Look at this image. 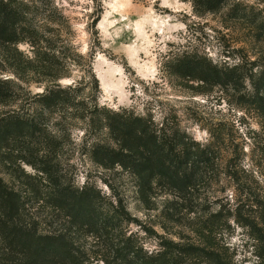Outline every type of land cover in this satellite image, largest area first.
Returning a JSON list of instances; mask_svg holds the SVG:
<instances>
[{
	"label": "rangeland",
	"instance_id": "rangeland-1",
	"mask_svg": "<svg viewBox=\"0 0 264 264\" xmlns=\"http://www.w3.org/2000/svg\"><path fill=\"white\" fill-rule=\"evenodd\" d=\"M52 1L64 20L48 24L45 35L57 46L68 41L71 49L64 53L70 58L84 56L71 63L77 77L78 69L92 56L100 105L149 110L157 121L166 118L178 123L192 140L209 145L216 155L214 166L204 170L186 199L159 187L143 198L130 173L119 167H99L82 155L83 132L68 123L73 142L60 152L68 163L63 169L66 180L74 186L87 182L98 189L105 196L103 207L111 202L124 207L133 221L114 233L122 239L125 233L136 246L152 250L162 241L188 244L199 255L185 257L182 264H213L202 257L206 251L230 264H256L255 237L264 219V115L251 103V96L252 80L264 68V30L253 21L264 17V0H239L251 6L249 21H224V10L198 15L187 0ZM95 30L100 48L92 55L91 46H97ZM18 47L31 54L28 44ZM183 53L207 57L218 68L239 65L237 74L245 78L239 87H211L177 78L168 63ZM72 81L59 80L61 84ZM29 88L42 90L35 83ZM25 170L34 173L28 166ZM0 176L10 182L4 170ZM25 215L41 233H67L82 264L111 260L107 235L96 237L87 228H72L42 203L32 202Z\"/></svg>",
	"mask_w": 264,
	"mask_h": 264
},
{
	"label": "trees",
	"instance_id": "trees-1",
	"mask_svg": "<svg viewBox=\"0 0 264 264\" xmlns=\"http://www.w3.org/2000/svg\"><path fill=\"white\" fill-rule=\"evenodd\" d=\"M187 1L198 15L224 10V21L251 19V6L239 0ZM59 20L64 16L52 0H0V170L10 176V182L0 176V264H82L67 233H41L26 217L32 202L56 210L72 228H87L96 237L107 235L112 257L110 261L101 259L102 264H182L185 257L198 256L188 244L162 241L149 250L136 246L125 233L122 239L114 231L133 221L124 207L112 202L103 207L105 196L98 189L87 182L74 186L72 180H66L63 169L68 163L60 152L73 142L68 123L83 132L80 153L99 167H119L130 173L142 197L159 187L186 199L204 170L214 166L216 155L209 145L192 140L178 123L166 118L157 121L149 110L100 105L92 56L78 69L77 77L70 66L84 56L79 53L70 58L64 53L71 49L68 41L57 46L45 35L48 24ZM98 20L99 15L92 28ZM253 22L264 30V17ZM94 35L97 46H91L92 55L100 48L96 30ZM21 43L30 46V55L19 49ZM168 64L177 78L211 87H239L245 78L237 74L239 65L218 68L196 53H183ZM65 78L73 81L61 84L59 80ZM32 83L42 90L32 92ZM252 85L251 103L264 115V68ZM262 224L255 237L256 264H264V219ZM202 257L213 264H230L213 251Z\"/></svg>",
	"mask_w": 264,
	"mask_h": 264
}]
</instances>
